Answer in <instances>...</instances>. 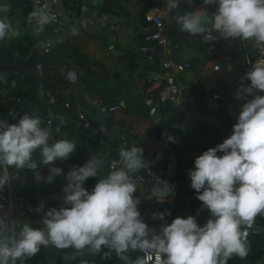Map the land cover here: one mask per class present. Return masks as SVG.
I'll return each instance as SVG.
<instances>
[{
	"label": "clouds",
	"instance_id": "1",
	"mask_svg": "<svg viewBox=\"0 0 264 264\" xmlns=\"http://www.w3.org/2000/svg\"><path fill=\"white\" fill-rule=\"evenodd\" d=\"M203 5H215V11L195 8L173 16L180 31L201 37L202 41L216 39L218 33L225 40L251 41L260 51L258 58L244 74L248 81L238 86L237 99H246L240 106L232 134L222 143L203 151L194 159L189 170L190 186L197 193L210 218L203 226L191 215L175 217L164 223L159 234L149 229L140 219V199L136 181L130 173L145 168L143 149L137 145L122 147L119 151L121 167L112 166L104 178H100L89 192L83 183L89 177L98 176L103 160L97 156L82 166L73 167L66 175L63 186V204L59 209L44 210L43 203L37 211H43V227H32L25 222L16 230L15 222L9 226L0 218V264H16L40 251L41 246L57 249L71 248L65 260H75L84 253L102 254L105 259L116 257L124 264H228L232 257L245 259L250 252L248 237L258 216L264 217V0H202ZM191 4L192 0H185ZM168 10L180 7V0H167ZM9 4H0V13H8ZM55 20L47 5L33 0V10L27 23L37 33ZM34 22V23H33ZM76 36L78 29L72 27ZM20 35L7 15L0 17V41L15 39ZM15 86V82H13ZM60 125L65 123L59 118ZM60 125L56 132H60ZM51 134L42 127L38 115L23 114L17 123L0 120V188L11 178L8 169L33 170L37 181L51 183L62 173L59 167H50L43 177L33 154L39 149L40 164L51 165L56 160L67 159L77 143L67 138L49 143ZM169 141L174 140L171 135ZM223 153L217 155V153ZM152 194L163 199L166 191L154 186ZM166 213H156L154 218L163 220ZM151 233V234H150ZM106 248L107 251H102ZM129 252H140L134 260ZM80 264H86L81 261Z\"/></svg>",
	"mask_w": 264,
	"mask_h": 264
},
{
	"label": "crops",
	"instance_id": "2",
	"mask_svg": "<svg viewBox=\"0 0 264 264\" xmlns=\"http://www.w3.org/2000/svg\"><path fill=\"white\" fill-rule=\"evenodd\" d=\"M151 1L155 2L157 0H147V2ZM102 2L103 0H86L87 9L84 14H80V8L79 12H76L73 8L69 10L66 20L67 24H65L67 30L62 38L60 54L67 61L68 65L75 68L78 81L76 83L68 82L63 80L60 76L65 82L63 88H56L55 86L54 91L44 89L42 86V77L47 73L46 65L49 63L46 64L42 68L41 76V86L44 93L43 97L37 100L40 103L37 112L45 113V117L49 119V123L46 127L48 126L50 128L51 139L49 143H51L53 142V128L54 126L57 127L60 125V117H63L65 120L64 129L67 134L70 137H74L78 127H83L82 121L84 122L83 118L80 120L76 116L78 110L82 109L88 115L97 114L99 111L100 114L98 119L103 122L116 124L121 131L122 140L125 136L131 137L133 143L143 149L145 166L153 175L157 173L159 168L161 170L159 176L162 177L166 169L160 168L157 165V160L161 154V149L164 150L169 148V144L166 139H157V137H155L156 124L159 119L156 114L151 116L146 112L142 105V100L147 91L155 90L160 85L166 71L162 67L159 57L157 58L158 66L156 67L153 64V56L151 55L149 58L148 55V64L153 66V68H151L148 64H144L143 60L139 59L135 54L138 49L145 50L143 48V42L152 44L151 41H145L143 38L144 34L142 32L148 27L142 20L140 14H138L137 18L139 27L134 28L128 24V18L134 8L136 6L141 8L147 2L144 3L143 0H118V4L124 9L123 12L118 11L119 8L113 5L111 10L100 13L99 8ZM5 3L10 5V11L6 13V15L12 25L20 28L21 32V11L28 7L33 8V5L30 3V0H0V4ZM195 8H206L208 12H211L210 5L205 6L202 1H196L193 6V9ZM2 14L4 13H0V15ZM72 27L78 29V35L72 36L70 34V29ZM59 31V28H44L43 32H40V36L38 37L42 39L40 49L43 47V43L47 42L48 39L57 37ZM9 39L10 38H6L2 43L6 45ZM72 45L79 46V50L87 56L90 62L94 63L97 61L99 63L97 66L91 64V68L95 72L97 79L105 77V82L101 83V85L107 87L110 96V101L106 105L94 109L98 100L96 99L95 102H92L93 96H91L88 90L90 87L88 84L89 82L82 78L83 68L77 67L69 56L70 47ZM151 48L153 47H149L148 49ZM182 48L185 51L181 54L179 51L178 57L188 59L190 64L188 67H183L182 70L176 73L178 83L180 84L179 94L174 103L168 104L177 107L178 111L181 112V129L185 131L189 130L197 122H201L207 125V127L218 128L224 135L233 123V119L238 117L240 108H237V103L240 99H237L235 96L237 89L231 85V70L229 68L226 70H219V68L215 70L212 68V65L215 63L216 59L221 57L228 58L229 53L224 46L220 47L216 53H213L204 44H199L194 41L186 42L182 45ZM153 52L150 54H153ZM129 54L133 55V60L137 64L136 68L133 70L125 68V59ZM14 57H18V55L15 53ZM178 57L171 56V53H169V58L174 61H177ZM49 65L51 66V64ZM93 82L98 83V80ZM192 84H194L195 87L192 86ZM198 87H200L202 91H199ZM225 87V92H223L220 88ZM192 90L193 92H191ZM213 92L220 93L221 95L214 103L209 99L210 94ZM0 95H2L1 88ZM197 99L199 103L196 101ZM112 103H115L118 108L110 111L107 107ZM11 106H9V108ZM92 107L94 110H91ZM169 118L170 112L166 111L164 118L161 119L162 126L160 129L165 131L171 128V125H169L171 123ZM51 123H53L54 126H51ZM84 129L89 132V126ZM107 131L113 132L117 139L116 133L111 129H96L91 133L89 132V134L91 135L95 132L104 133ZM224 139L225 138L222 136L219 140L214 142L212 147L222 143ZM163 154L162 152V155ZM217 154L222 155L223 153L218 152ZM104 155L105 154L100 152L94 155L88 154L80 161V164L64 159L61 160V162L58 159L54 163H57L56 165L62 169L59 178L64 181L66 180L65 177L68 171L73 167L84 165L91 156H97L103 160ZM33 159H35L38 164V171L39 169L48 171L50 167H53V164H51V166L40 164V151L38 150L33 154ZM102 165H106L105 160H103ZM108 172L109 170L106 166L104 170H100L99 167V179L104 178ZM18 174L28 177L26 186L29 187V183L32 181V177H34L35 174L33 170L27 168L18 170L11 168L9 175H14V184L17 183L22 187L20 182L15 179V176ZM130 175L137 178L135 180L137 190L141 186L143 187L142 181L136 175L133 173H130ZM144 193L145 191H137L134 195L138 197L144 195ZM185 199H188V197ZM175 200V189L173 188V194L171 196L163 199L153 197L148 201L153 203L156 208L155 210L159 213L162 201L172 204ZM146 217L151 224L156 223L160 226L161 223L165 221V219L160 220L151 215H147ZM249 264H264V257Z\"/></svg>",
	"mask_w": 264,
	"mask_h": 264
},
{
	"label": "trees",
	"instance_id": "3",
	"mask_svg": "<svg viewBox=\"0 0 264 264\" xmlns=\"http://www.w3.org/2000/svg\"><path fill=\"white\" fill-rule=\"evenodd\" d=\"M151 2H147L144 4L139 11L141 14L145 9L152 5ZM81 0H63V5L66 9V12L69 13L70 9H75L76 12H79ZM115 5L119 8L118 11L123 12L124 9L118 4V0H103L100 5L99 11L100 13L107 12L111 10V7ZM33 10L32 7L25 8L21 11L20 15V25L22 27V32L15 39H9L6 42V49L3 54V62L9 63L14 58V54L16 53L19 57H25L30 49V45L35 41L32 35L26 34V29L32 28V25L27 23V16ZM14 27V26H13ZM6 39L0 41V43L4 42ZM143 46H151L149 43L143 42ZM70 58L72 62L79 68H83L82 78L88 80L89 84V92L92 99H97L96 106L94 107H102L106 105L110 100L109 92L107 87L101 85V83L105 82V77L100 79L96 78L95 72L91 68V64L94 66L99 65L97 61L94 63L90 62L80 50L79 46L72 45L70 47ZM153 64L158 66V56L155 55V52L152 54ZM137 66L136 62L133 60V55H128L125 59V68L128 70H133ZM47 73L42 77V86L44 89H48L50 91H54V87L63 88L65 82L62 80L60 75L55 71V69L49 64L46 65ZM34 80V75L31 73H27L24 77H20L19 75H10L6 78L4 84L0 85L2 89V95H0V114L5 115L9 106L13 105L14 108L21 107L28 111H32L34 109V115H38L42 121V127H46L49 122H47V117H45V113H38L37 110L40 106L39 102L36 99L34 88L32 87V82ZM98 80V83L93 81ZM13 82H15V86H13ZM192 86L195 87L194 84ZM199 91H202L200 87H198ZM193 92V90L191 91ZM14 99V100H13ZM15 99L18 100L15 101ZM198 102V99L196 100ZM199 103V102H198ZM93 107L91 110H94ZM166 111L170 112V124L171 128L169 130H162L160 127L162 126L161 119L164 118ZM159 119L156 124L155 129V137L157 139H166L169 144V148L161 149V154L157 160V165L160 168L166 169L169 165V157L172 156L175 159V171L173 175L169 178V182L175 189V202L169 204L166 201H162L159 213H166L163 217V220H167L169 218L175 217L176 213L181 210L183 205V200L188 197V201L186 203L187 209L192 214L193 210L197 207L200 201L197 199V193L190 186V177L189 170L194 168V159L196 156L200 155L203 151L212 147L214 142L219 140L223 134L218 128H210L207 127L204 123L197 122L191 129L183 130L181 129L182 115L181 112L178 111L177 107H173L168 103H162L157 106V110L154 113ZM80 120H82L78 114L76 115ZM83 123V121H82ZM65 124V123H64ZM64 124L60 125V132H56V127L51 123L53 128V141L55 139L67 138L77 143V147L73 153L66 161L77 162L80 164V161L83 160L86 155L91 154L94 155L97 152H100L104 155V159L106 162V167L108 161L119 154V146L117 144L116 136L113 132L107 131L104 133L95 132L93 134H89V132L83 127H78L76 134L74 137H70L66 130L64 129ZM111 134V135H110ZM171 135L174 137V140L169 141L167 136ZM122 145L124 148H130L135 145L133 143V139L129 136H125L122 140ZM162 152L164 153L162 155ZM218 155V154H217ZM219 156V155H218ZM159 169V168H158ZM162 169V170H163ZM57 175L55 177H59ZM54 177V178H55ZM54 178L51 183L43 182L38 187L34 188L38 192L37 197L31 198L33 204L39 205L41 202L43 203L44 210L49 208H57L59 209L61 206H66L63 204V191L62 188L67 184L66 180H62L60 188H55L52 186L54 183ZM134 180V176H132ZM99 180V177H89L83 183V186L91 192L96 182ZM47 186H50L52 192L48 191ZM33 189V190H34ZM14 190L19 192L20 194L28 195V186L22 188L19 184H14ZM140 199V203L138 204V211L141 216L145 220V222L149 225L151 224L147 220V215H151L154 217V214L157 213L155 210V206L152 202L144 199L143 195L138 196ZM181 200V201H180ZM32 219H35L32 227H43L42 218L43 211H39L38 214L34 216H30ZM28 217V218H30ZM27 218V219H28ZM210 218V213L207 211V208L203 209L196 219L198 225L207 221ZM39 219V220H37ZM161 220V219H160ZM254 227H259L261 230L259 233L252 232L249 235L248 240L250 242V252L249 255L245 259H240L238 257H232L228 264H246L251 263L261 257L264 256V217L258 216L256 218V224ZM74 250L71 248L63 249L59 256L57 257L54 264H80L81 261L86 262V264H95L89 258L83 255H79L75 260H65L64 257L66 254L73 252ZM102 251H107L106 248L102 249ZM98 255L101 260L97 262V264H124L123 261L118 259L115 253L112 254L111 258L105 259L102 254ZM128 255L131 259H135L137 256H141L140 252H129ZM16 264H48L45 261V255L42 252V246L40 251L30 258H25L23 261L17 260Z\"/></svg>",
	"mask_w": 264,
	"mask_h": 264
},
{
	"label": "water",
	"instance_id": "4",
	"mask_svg": "<svg viewBox=\"0 0 264 264\" xmlns=\"http://www.w3.org/2000/svg\"><path fill=\"white\" fill-rule=\"evenodd\" d=\"M196 1L202 0H192L191 4L185 3V0H180V7L173 10H168V4L164 11L160 13V17L162 19V33L167 37L170 45V53L171 56L178 57V52L183 44L186 43L187 40L194 41L199 44H204L211 52H215V49L219 44L224 45L228 48L229 57L226 58H219L215 60V64H217L219 70H226L229 68L232 73V80L231 85L238 89V86L242 83L247 85L248 82L243 80V67L246 63V50L244 45L239 39L236 40H225L219 36L218 33H212L216 39L210 42L202 41L201 37L193 36L187 32H182L179 29V26L175 24L173 21V16L177 13H182V11H191L193 10L194 3ZM143 2H147V0H143ZM58 8L60 11L61 21L58 23L51 22L50 24L46 25L45 28L51 27L53 29L59 28L60 31L57 34V37L54 39H48L47 44L49 45L47 50H39L42 45V39L38 38L40 36V32L37 33L33 29H26L27 35H32L35 38V41L30 45V49L25 57H14L11 62L5 63L3 62V54L6 49V45L4 43H0V85L4 84L6 78L10 75H19L20 77H24L28 72L34 75V81L32 87L34 88L36 99H40L43 97V89L41 86V76H42V68L46 64H51V66L55 69V71L63 78V80L68 82L76 83L78 81L77 75L75 72V68L73 66L68 65L67 61L61 56L60 49L62 38L67 30L65 24H67L68 13L63 5V0H59ZM87 9L86 0H81L80 5V14H84L85 10ZM140 11V7L136 6L133 12L130 14L128 18V24L134 28L139 27L137 23L138 14ZM152 31L151 28H147L143 34ZM105 33V31H104ZM154 48L143 50L138 49L135 54L136 56L143 60L144 64L149 63L148 55L153 52ZM177 62L181 64L183 67H188L190 61L184 57H178ZM149 65V64H148ZM151 68L153 66L149 65ZM178 85H180L178 83ZM259 94V93H256ZM260 95V94H259ZM251 99V96H248ZM34 110L31 111L33 115ZM80 116L84 119V121L89 126V132L96 129H111L117 135V144L119 149L123 147L122 145V136L119 127L111 122H103L98 119L100 112L98 111L97 114L88 115L82 109L78 110ZM155 114L151 115L154 116ZM49 132L50 128L47 126ZM51 133V132H50ZM169 165L166 167L164 171V175L162 177H155L149 169L145 166V168L140 169L137 173H133L136 175L143 183L144 187V199L150 200L153 197L161 198L158 195L152 194L155 191L154 186L161 187L160 190L166 191L163 198H167L173 194V187L169 182V178L173 175L175 171V159L170 156L169 157ZM145 164V163H144ZM121 167V166H120ZM15 179L20 182L22 188L26 187L28 177H24L20 174L15 176ZM66 179V177H65ZM206 206L200 202L197 207L193 210L191 216L195 218V220L200 215L201 211L205 209ZM140 219L144 222L145 220L140 215ZM147 224V223H146ZM149 229L154 231L155 233L159 234L160 227L149 225L147 224ZM151 234V233H150ZM63 249H57L55 246L49 245L48 247L42 246V252L45 255V261L48 264H54L59 253ZM87 258L93 261L95 264L101 260V258L92 253H84Z\"/></svg>",
	"mask_w": 264,
	"mask_h": 264
},
{
	"label": "built area",
	"instance_id": "5",
	"mask_svg": "<svg viewBox=\"0 0 264 264\" xmlns=\"http://www.w3.org/2000/svg\"><path fill=\"white\" fill-rule=\"evenodd\" d=\"M58 2L59 0H40L41 6L47 5L51 13L55 16V20L53 21L55 23H58L61 18L58 8ZM30 3L33 5V0H30ZM166 6L167 0H157L140 14L147 27L152 29V31L144 34L143 36L145 41H151L152 44L151 46H143V48L146 50L149 47H153L155 55L159 57L161 65L166 71L162 81L160 82V85L155 90L147 91V93L143 97L142 105L149 115H153L156 112L157 106L159 104L174 103L178 97L180 90L176 73L182 70L183 66L177 61L169 58V41L161 30L162 19L160 17V13L165 10ZM210 7L211 12L215 11V5H210ZM248 42H242L244 47H246ZM48 46L49 45L47 44V42H44L43 47L40 50H47ZM151 55L152 54H149V58L151 57ZM258 58H261V53L255 46L253 48L252 57L248 55L246 50V63L243 67V75L249 70V68L256 62ZM212 68L217 70V64L213 63ZM257 93H259L260 95H264V92ZM220 97V93L213 92L210 94L209 99L212 103H214ZM246 99H249V97L246 96L244 97V99H240V101L237 103V108H240V106L245 102ZM15 101L18 102L17 99H15ZM95 101V99H92V102ZM107 108L108 110L113 111L116 110L118 106L115 103H112ZM25 113L32 115L31 112L26 109H23L21 107L14 108L13 106H11L7 109L5 115L0 114V120H6L8 123H17L21 116ZM78 115L80 118H82L79 113ZM236 121L237 118H234L233 123L223 135L224 138H227L232 134V126L236 123ZM47 122H49V119H47ZM83 128H88V124L85 121L83 122ZM37 150L39 151V149ZM59 161L61 162L60 159ZM113 164H115L117 168L122 166L119 154L108 161L107 169L109 171L112 170ZM160 174L161 170L158 169L157 173H155L154 176L158 178L160 177ZM12 179H14V175H12L10 180L2 188H0V218L5 219L9 226L12 225L13 221L15 222V226H17L22 220L38 214L39 211H37L38 206L33 204L32 199L29 195L20 194L19 192H16L14 190V182L12 181ZM204 224L205 222L199 225L203 226ZM140 254L141 256H143V253ZM149 264H154V258L153 261L149 262Z\"/></svg>",
	"mask_w": 264,
	"mask_h": 264
},
{
	"label": "rangeland",
	"instance_id": "6",
	"mask_svg": "<svg viewBox=\"0 0 264 264\" xmlns=\"http://www.w3.org/2000/svg\"><path fill=\"white\" fill-rule=\"evenodd\" d=\"M2 15H6L5 13L4 14H2ZM2 15H0V17H2ZM14 22H16L15 20H13ZM17 23V22H16ZM14 27H16V26H14ZM23 30V29H22ZM22 30H21V32H22ZM19 31H20V28H19ZM191 40H187L186 42H190ZM222 46H224V45H221V44H219L218 46H217V48L215 49V52L214 53H216L217 51H218V49L220 48V47H222ZM225 47V46H224ZM226 48V50L227 51H229L228 50V48L227 47H225ZM253 48H254V43L253 42H251V41H249L248 43H247V45H246V50H247V53H248V55L250 56V57H252L253 56ZM180 54L183 52V51H185L182 47L180 48ZM229 53V52H228ZM223 92H225V89H226V87L225 88H220ZM57 163H53V167H58L57 165H56ZM51 166V165H50ZM105 169V166L104 165H101L100 166V170H104ZM10 171H11V168H9L8 169V173L10 174ZM39 173H40V175L41 176H43V177H47L50 173H49V169H48V171L47 170H42V169H39ZM34 176H35V174H34ZM33 179H32V181L29 183L30 185H29V187H28V195L32 198H35V197H37V194H38V192L36 191V189H34V188H36V187H38L39 185H41L43 182H46L45 180H40V181H37L34 177H32ZM12 181L14 182V179H12ZM61 179L59 178V177H55L54 178V183L52 184V186L53 187H55V188H60V186H61ZM47 188H48V191L51 193L52 192V190H54V189H51V187L50 186H47ZM34 189V190H33ZM137 191H140V192H143L144 191V188L141 186ZM187 201H188V199H184L183 200V205H182V207H181V210L180 211H178L177 213H176V215H175V217H177V216H179V217H187L188 215H190V213H189V211H188V209H187V206H186V203H187ZM175 217H172V218H169V219H167V220H165L164 222H162L161 223V225L162 224H164V223H171V221L175 218ZM34 220L35 219H32L31 217L30 218H28V219H24V220H22L20 223H19V225H17L16 226V230L18 231L19 230V228L23 225V223H25V222H30V224H31V226L33 225V222H34ZM37 220H39V219H37ZM154 226H157V227H161L159 224H153ZM264 257V256H263ZM263 257H261V258H263ZM247 264H249V263H247Z\"/></svg>",
	"mask_w": 264,
	"mask_h": 264
}]
</instances>
